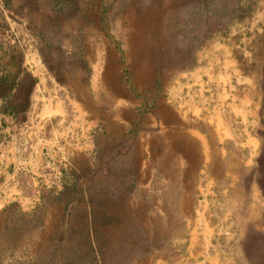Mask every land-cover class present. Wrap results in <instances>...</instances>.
<instances>
[{
  "label": "rangeland",
  "instance_id": "1",
  "mask_svg": "<svg viewBox=\"0 0 264 264\" xmlns=\"http://www.w3.org/2000/svg\"><path fill=\"white\" fill-rule=\"evenodd\" d=\"M0 264H264V0H0Z\"/></svg>",
  "mask_w": 264,
  "mask_h": 264
},
{
  "label": "crops",
  "instance_id": "2",
  "mask_svg": "<svg viewBox=\"0 0 264 264\" xmlns=\"http://www.w3.org/2000/svg\"><path fill=\"white\" fill-rule=\"evenodd\" d=\"M40 84H44V79L43 78H38L35 82H34V84L32 85V88H31V91H30V95L31 96H35V95H37V93L39 92V90H37V89H39L38 88V85H40ZM34 98V97H33Z\"/></svg>",
  "mask_w": 264,
  "mask_h": 264
}]
</instances>
